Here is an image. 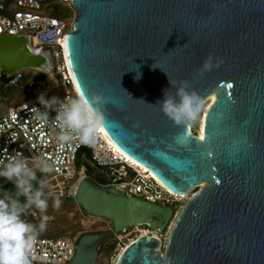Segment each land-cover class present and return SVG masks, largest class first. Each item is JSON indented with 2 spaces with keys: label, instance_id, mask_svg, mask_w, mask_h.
I'll return each mask as SVG.
<instances>
[{
  "label": "water",
  "instance_id": "water-1",
  "mask_svg": "<svg viewBox=\"0 0 264 264\" xmlns=\"http://www.w3.org/2000/svg\"><path fill=\"white\" fill-rule=\"evenodd\" d=\"M70 9L64 59L77 92L103 95L104 133L172 193L204 184L164 252L145 234L115 264H264V0H71ZM209 55L222 63L200 75ZM25 69L50 75L52 55L28 36H0L3 76ZM185 80L203 102L215 96L203 140L159 108L165 91L175 93L169 81ZM82 162L88 175L72 198L112 228L82 233L68 264H97L103 245L136 225L167 227L173 207L102 187Z\"/></svg>",
  "mask_w": 264,
  "mask_h": 264
},
{
  "label": "built area",
  "instance_id": "built-area-1",
  "mask_svg": "<svg viewBox=\"0 0 264 264\" xmlns=\"http://www.w3.org/2000/svg\"><path fill=\"white\" fill-rule=\"evenodd\" d=\"M57 2L70 8L71 0ZM48 6L47 0H0V36H28L34 48L48 51L52 60L59 61L57 73L61 76L64 91L58 98L63 100L77 93L64 62V37L70 28L65 19L51 16ZM21 78L22 71L7 78L0 71V81L5 79L9 86H16ZM44 86L42 80L32 81L28 92L38 97ZM33 106L41 107L37 98L34 104L8 108L0 116V161H5L17 151L26 157L46 155L54 167L47 177L51 190L59 198H72L75 185L85 177L79 176L77 166L81 154V159L94 169L106 173V183L100 186L114 188L127 197H136L163 207H173L177 202L173 194L160 187L145 172L130 165L129 157L124 153L121 155L115 144L116 147L107 145L99 129L89 143L74 139L61 145L55 139L54 123L43 125L36 121L33 118ZM54 116L55 112L50 111V120ZM84 149L90 151L89 160L85 157ZM78 239L79 236L64 239L38 235L30 252L32 264H68L75 255Z\"/></svg>",
  "mask_w": 264,
  "mask_h": 264
},
{
  "label": "clouds",
  "instance_id": "clouds-1",
  "mask_svg": "<svg viewBox=\"0 0 264 264\" xmlns=\"http://www.w3.org/2000/svg\"><path fill=\"white\" fill-rule=\"evenodd\" d=\"M209 57L203 63L199 74L219 67L222 61ZM139 79V73L137 74ZM175 93L164 92V99L158 102L160 111L175 126L187 127L195 123L203 110V99L190 90L188 81L170 82ZM41 107L33 106V118L43 125L53 124L55 139L63 145L74 139L89 143L95 138L97 128L104 123L102 94L78 91L74 96L60 100L53 96L46 98L41 93L37 97ZM50 111L55 112L50 120ZM186 139V137L181 138ZM15 142V141H13ZM54 171L53 164L44 154L24 156L21 152L9 155L0 161V180L12 187L0 191V264H32L30 252L36 237L47 227L49 199L53 206H60V199L48 185L47 177ZM30 212L40 215L39 222L33 223L24 216Z\"/></svg>",
  "mask_w": 264,
  "mask_h": 264
},
{
  "label": "rangeland",
  "instance_id": "rangeland-1",
  "mask_svg": "<svg viewBox=\"0 0 264 264\" xmlns=\"http://www.w3.org/2000/svg\"><path fill=\"white\" fill-rule=\"evenodd\" d=\"M49 3V12L51 16L65 19L71 27L74 19V12L65 4L57 2V0H47ZM70 30V29H68ZM59 61L53 60V70L50 75H45L34 69H25L22 71V78L16 86L7 85V81L2 79L0 81V116L4 115L8 108L21 106L23 104H34L37 97L28 92L29 83L32 81L42 80L45 82V86L41 88L38 96L43 93L46 98L53 96H61L64 88L62 86L61 76L57 73ZM204 105V104H203ZM206 105L203 106V110L199 116V119L195 123H191L190 130L194 135H198V129L200 120ZM87 152L86 159L90 158V151L84 149ZM81 154L78 156L77 166L79 168V176L84 175V169L82 166L84 163L81 159ZM81 165V167H79ZM11 184L0 180V191L11 188ZM202 186H197L193 191L188 194V197L181 202H176L173 205L174 214L167 227L163 231H156L160 239L162 240V252H164L167 246L171 229L179 213L184 205L191 197L197 194L201 190ZM60 206H53V199H49V207L44 215H47V227L39 235L46 236L48 238H64L72 239L76 236H80L82 233L92 232H104L111 230L112 225L108 220L94 219L88 216L74 201L73 198H59ZM179 203V204H178ZM42 214L37 212H30L24 216V219L38 223L39 217ZM147 225H139L128 229L125 233L119 234L110 238L102 247L100 256L97 260V264H115L121 250L127 244H129L134 238H137L141 231L150 230ZM151 231V230H150ZM155 231V230H154Z\"/></svg>",
  "mask_w": 264,
  "mask_h": 264
},
{
  "label": "bare ground",
  "instance_id": "bare-ground-1",
  "mask_svg": "<svg viewBox=\"0 0 264 264\" xmlns=\"http://www.w3.org/2000/svg\"><path fill=\"white\" fill-rule=\"evenodd\" d=\"M64 62H65V60H64ZM65 67H66V70H67V72L69 73V71H68V67H67V64H66V62H65ZM214 101H215V96L214 95H210L208 98H206V100L203 102V104L204 105H206V108H205V110H204V112H203V115H202V118H201V120H200V125H199V129H198V135H197V137H199L200 139H201V136H202V128H203V123H204V119H205V117H206V112H207V110L211 107V105L214 103ZM191 125V124H190ZM97 129H99V131L101 132V138L103 139V141L107 144V145H109V146H114V147H116L115 145H114V143L108 138V136L104 133V131L102 130V128L101 127H99V128H97ZM191 131V130H190ZM118 151L120 152V154L121 155H123V152L120 150V149H118ZM128 161H129V163H130V165H132L133 167H136L137 169H140V170H142L143 172H145L147 175H148V177H150V178H152L154 181H156L157 183H158V185H160V187H162V188H164L165 190H167V191H169L152 173H150L145 167H143L142 165H140V164H138L137 162H135L134 160H132L131 158H129L128 159ZM77 185L78 184H76L75 185V187H74V189L77 187ZM200 186H204V184H200ZM74 189H73V192H74ZM72 192V193H73ZM171 194H173L176 198H177V202H181L182 200H184L185 198H187L188 197V195H176V194H174V193H172L171 191H169ZM179 204V203H178ZM95 219V218H94ZM97 219V218H96ZM157 224H158V222H153V227H156L157 226ZM139 225H141L142 226V224H139ZM139 225H136V226H139ZM147 226H150V225H147ZM135 227V226H134ZM150 230H151V228H149ZM143 230V231H141L140 232V234L138 235V237H140V236H142V235H145V234H151V235H153L154 237H156V238H158L161 242H162V240L160 239V237L157 235L158 233L156 232L157 230L156 229H154V230ZM123 231H125V230H123ZM137 237V238H138ZM137 238H134L132 241H134L135 239H137ZM131 241V242H132ZM130 242V243H131ZM128 245V244H127ZM126 245V246H127ZM125 246V247H126ZM125 247H123L122 248V250L125 248ZM121 250V251H122ZM121 253V252H120Z\"/></svg>",
  "mask_w": 264,
  "mask_h": 264
},
{
  "label": "flooded vegetation",
  "instance_id": "flooded-vegetation-1",
  "mask_svg": "<svg viewBox=\"0 0 264 264\" xmlns=\"http://www.w3.org/2000/svg\"><path fill=\"white\" fill-rule=\"evenodd\" d=\"M84 175L85 176L88 175V171L86 169L84 170ZM96 177L99 179L98 185L106 183V173L105 172H98V176L96 175ZM146 227L150 228V226H146Z\"/></svg>",
  "mask_w": 264,
  "mask_h": 264
},
{
  "label": "snow or ice",
  "instance_id": "snow-or-ice-1",
  "mask_svg": "<svg viewBox=\"0 0 264 264\" xmlns=\"http://www.w3.org/2000/svg\"><path fill=\"white\" fill-rule=\"evenodd\" d=\"M229 87H230V85H229ZM205 138H206L205 136H203V135L201 136V140H203V139H205Z\"/></svg>",
  "mask_w": 264,
  "mask_h": 264
},
{
  "label": "trees",
  "instance_id": "trees-1",
  "mask_svg": "<svg viewBox=\"0 0 264 264\" xmlns=\"http://www.w3.org/2000/svg\"><path fill=\"white\" fill-rule=\"evenodd\" d=\"M84 154H85V157L87 156V152L86 151H84ZM81 157V156H80ZM79 167H81V165L79 166Z\"/></svg>",
  "mask_w": 264,
  "mask_h": 264
},
{
  "label": "crops",
  "instance_id": "crops-1",
  "mask_svg": "<svg viewBox=\"0 0 264 264\" xmlns=\"http://www.w3.org/2000/svg\"><path fill=\"white\" fill-rule=\"evenodd\" d=\"M82 156V155H81ZM82 158V157H81ZM83 160V159H82Z\"/></svg>",
  "mask_w": 264,
  "mask_h": 264
}]
</instances>
